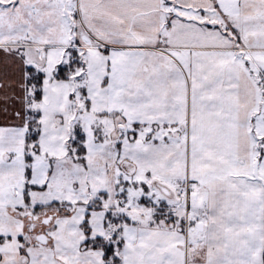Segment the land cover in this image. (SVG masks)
<instances>
[{
    "label": "snow or ice",
    "instance_id": "obj_1",
    "mask_svg": "<svg viewBox=\"0 0 264 264\" xmlns=\"http://www.w3.org/2000/svg\"><path fill=\"white\" fill-rule=\"evenodd\" d=\"M0 264H264V0H0Z\"/></svg>",
    "mask_w": 264,
    "mask_h": 264
}]
</instances>
